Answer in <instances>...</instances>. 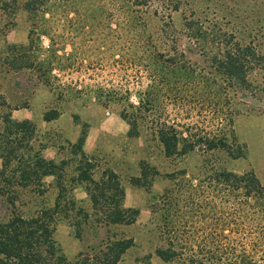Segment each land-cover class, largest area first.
Listing matches in <instances>:
<instances>
[{
    "label": "trees",
    "instance_id": "16d2710c",
    "mask_svg": "<svg viewBox=\"0 0 264 264\" xmlns=\"http://www.w3.org/2000/svg\"><path fill=\"white\" fill-rule=\"evenodd\" d=\"M124 2L134 14L149 6V0ZM177 4V0H161V7L169 12L177 11ZM47 7L48 0H29L24 9L31 17L44 19ZM166 19L158 35L130 39L131 48L114 62L121 63L122 76H114L121 80L96 84L89 94L104 106L119 107L118 115L128 126V138H139L145 132L158 144L165 159L194 156L200 161L195 173L184 168L163 176L172 189L159 200L161 243L153 250L158 260L164 264H264V186L252 171L237 174L222 166V158L244 159L246 149L234 131L236 114L226 96L227 89L215 82L218 76L227 88L243 87L252 72L264 70V55L250 46L230 43L223 54L213 55L208 62L211 55L203 45L205 28L199 21L184 19L186 38L189 43L197 42L203 59V66L198 67L179 48L172 21ZM40 34L46 35L43 31ZM31 52L8 46L0 69L14 72L26 68L58 99L72 94V85L59 79V74L72 65L63 63L69 57L51 51V57L41 62ZM0 110H5L0 114V199L14 207L20 191L42 195L48 177L54 179L57 189L53 209L24 214L12 208L11 214L0 221V264H118L133 246L131 239L109 242L103 249L80 253L70 261L54 237L61 209L67 220L68 210L75 215L81 212L84 220L88 218L76 205V186L84 189L99 215L97 220L105 225H132L139 214L135 208L123 207L125 189L114 170L106 167L95 177L96 161L82 152L89 126L81 125L75 144L80 154L78 173L66 183L62 177L64 161L46 160L34 147V123L13 120L11 112L17 109L1 96ZM58 117V111L50 110L43 113L42 120L50 123ZM139 168V176L130 181L136 187L152 188L160 173L145 163ZM75 226V237L79 238L80 226ZM150 258L143 257L140 264H151Z\"/></svg>",
    "mask_w": 264,
    "mask_h": 264
},
{
    "label": "rangeland",
    "instance_id": "374dc122",
    "mask_svg": "<svg viewBox=\"0 0 264 264\" xmlns=\"http://www.w3.org/2000/svg\"><path fill=\"white\" fill-rule=\"evenodd\" d=\"M28 1L0 0V59L11 45L30 49L31 56H37L41 62L51 57V51H56L59 56L69 57L63 63H72L59 74V79L71 84L73 92L58 99L49 88L38 83L34 72L26 68L14 72L0 69V96L18 111L11 112L12 119L22 121V115H27L34 123V147L41 150L46 160L64 161L62 177L66 183L78 173L76 164L80 154L76 153L75 144L81 125H88L82 152L96 161L95 177L106 167L114 170L125 189L123 207L139 212L132 225H105L97 220L99 215L94 212L84 189L76 186L73 188L76 205L88 218L84 220L81 212L75 215V211L68 210L70 218L67 220L65 210L61 209L55 222V240L65 257L72 261L80 253L103 249L109 242L131 239L133 246L118 264H140L148 255L151 264H164L153 254L161 243L159 200L172 189V184L163 176L184 168L195 173L200 161L194 156L165 159L158 144L145 132L139 138H128V126L118 115L119 107L100 104L95 95L89 94V89L109 80H121L114 77L122 76L121 63L114 62L131 48L130 39L158 35L162 21L167 22L168 17L179 48L198 67L203 66V59L197 42L189 43L186 38L187 31L182 27L184 19L199 21L205 28L207 37L203 45L211 55L208 62L213 55L223 54L230 43L250 46L264 55V0H177L175 12L162 8L161 0H149V6L135 14L124 0H48L46 11L49 12L42 15L44 19L28 15L24 9ZM42 27L45 36L38 35ZM32 30L35 33L30 32ZM215 82L227 89L226 96L236 114L234 131L246 149L244 159L222 158V166L237 174L252 171L264 186V70L252 72L238 89L227 88L218 76ZM79 90L83 91L79 93ZM50 110L58 111L59 117L45 123L42 115ZM1 113L5 110H0ZM141 163L160 173L152 188L136 187L130 181L131 177L139 176ZM45 182L48 187L44 194L20 191L14 207L0 199V221L13 209L24 214L41 208L53 209L57 189L52 177ZM76 224L80 226L79 238L75 237Z\"/></svg>",
    "mask_w": 264,
    "mask_h": 264
},
{
    "label": "crops",
    "instance_id": "0c3cea01",
    "mask_svg": "<svg viewBox=\"0 0 264 264\" xmlns=\"http://www.w3.org/2000/svg\"><path fill=\"white\" fill-rule=\"evenodd\" d=\"M16 112H18V111H14L13 113H16ZM23 116V120L24 119H28V116L27 115H22Z\"/></svg>",
    "mask_w": 264,
    "mask_h": 264
}]
</instances>
